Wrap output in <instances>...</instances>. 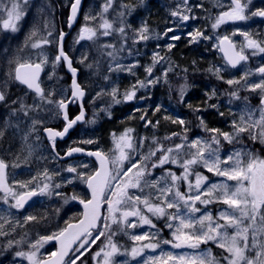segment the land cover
I'll return each mask as SVG.
<instances>
[{
    "label": "rangeland",
    "instance_id": "obj_1",
    "mask_svg": "<svg viewBox=\"0 0 264 264\" xmlns=\"http://www.w3.org/2000/svg\"><path fill=\"white\" fill-rule=\"evenodd\" d=\"M25 1L29 5L34 4L32 0ZM120 1L128 7L130 6L131 0ZM206 1L210 3L208 4ZM15 2L20 5L21 1L15 0ZM38 2L41 3L40 0ZM214 4H218L221 9L227 6V3L220 0H200L197 11L193 13L192 17L195 21L201 20L200 29L203 37L197 39V36H189L188 40L193 43L198 42L199 45L198 49L191 48L187 54L184 51L185 54L182 52H174L172 55L166 52L162 54L160 47L162 38H164L162 33L164 32L160 30L156 34V43L150 46V43L154 42L155 37L149 31L141 33L140 29L145 27V25L137 26V23L133 24L132 17H127L128 25H125V32L131 30V34L127 33L121 40L119 38L122 35H119V37L117 36V41L113 36H106L105 33L109 28L103 27L105 21L111 24V27L115 25V16L112 13L108 17H106V14L96 16L95 23L89 26L93 30L97 23L96 31L92 32L94 35L92 33L88 34L84 30L86 24H89L86 21V24L82 25L81 33L73 36L75 41L72 42L75 51L74 57L76 65L81 68L80 82L88 90L87 100L94 124L101 125V121L112 117L117 106H124L123 110L125 112L128 111L126 114H122L124 117L121 115L116 123H113V127L110 130L100 131V135L108 137V148L113 149L109 153L113 170L119 167L126 171L132 163H136L138 167L146 166L144 180L141 181L143 192L139 189H130L129 195H139L142 199L147 196L151 203L161 204V206L165 207V215L156 216L149 213L143 205H139L141 214L147 216L151 220V224H142L139 217L130 216L128 217V224L135 223L136 227H129L128 224L111 225L110 231L115 233L111 236V239L120 249V252L111 258L112 264H145V262L147 264H160V260L167 259V254L169 253L174 257L203 255L205 256V264H209L207 259L209 253L214 258L215 264H228V259L231 258L226 248L219 246L220 243L227 244L230 241H222L219 238L217 240H209L207 243H201L195 249L187 245L180 248L173 246L176 242L173 232L180 227L179 219H172L173 216L182 217L187 221L189 218L198 220L203 216L210 215L212 217V225L215 226L216 223L221 225L227 223L221 218L220 214L222 212L228 214L234 212V209L225 204L222 198H219V190H217L216 196L207 204L202 203L205 196L201 195L200 200L194 201V206L199 211L192 212L190 211V205L175 197L177 188L186 196H194L198 192L206 191L212 184L227 183L231 188L235 186L236 182L228 180L226 177L217 176L214 172H209L202 161L188 166L187 180L180 179L173 182L169 173L183 177L185 174L184 161L191 159L197 148H204V158L211 160L212 157L209 154L208 145H211V150H217V154L222 161L236 152H240L245 161L247 160V156L244 155L246 153H252L264 159V142H262L264 137L261 136V133L264 132V122H261V112L264 111V105L260 101L257 102L255 97L252 100L249 97V95H260L262 97L263 94L259 89L252 91L249 88L250 85L259 83L261 79H258L256 74L249 73L248 64L247 67L233 70L222 63L220 57L216 60L214 48L216 49L217 47V35H212L210 29H212V22L215 21L213 20L214 16H218L221 10L215 14ZM41 6L42 4H39L36 10L40 12L42 10ZM6 9H11V6L9 7L8 5V0H0V17H2L0 19V32L15 33L18 28L17 24L16 31L4 27V21L8 19ZM131 10L133 9L131 8ZM183 11V9H180L177 12L182 15ZM45 23L47 24V21ZM179 24L178 20H174L173 27ZM158 27H161V25L159 24ZM245 32L247 30L242 29L240 24L233 28L235 36H238V34L242 35ZM190 33L195 34L193 30ZM142 34L146 35L148 39H140ZM174 36L181 38L183 35L175 34ZM127 37L133 40L130 41L129 45L124 43ZM203 42H210V44L202 46ZM101 50H104L105 53ZM119 52H122L124 56L120 55ZM9 56L12 55L9 54ZM15 56L20 59V53H16ZM260 62H264V59H261ZM7 66H10V63L7 62ZM149 68H151V76L147 71ZM96 69L101 70V72H94ZM7 70H9V67ZM65 73L67 76L62 68L60 73L62 96H65L68 91L70 92V76L67 72ZM123 74L129 75L130 79L128 76L122 77ZM246 74L248 75L246 76ZM186 75H191V77H188L190 82L181 89L175 83L174 78ZM165 79H168L166 84ZM228 80H239L240 83L230 85L227 83ZM126 92H135L133 99L126 100ZM233 92L236 93V96L231 94ZM247 92L249 95H247ZM172 94H176V98ZM141 99H143V102L140 103ZM192 109L193 111H190ZM180 120H183L184 123L180 124L178 122ZM237 127L248 128V131L237 134ZM210 129H219L220 132L213 133L209 131ZM222 132H227L231 135V142L220 135ZM249 135L253 142H259L257 143L259 149L252 147L251 144L253 142L249 143ZM213 137L219 139V145L213 142ZM125 140L132 144L131 149L124 147ZM193 141H199L200 143L193 147ZM176 145H182V147L177 149ZM23 148L25 150L21 152L23 161L29 162L33 160L34 154H31V150L28 149L26 144L23 145ZM120 148H124L130 159L118 165L114 161L119 156ZM169 148L173 149L171 153L166 151ZM12 150H15L14 146H12ZM153 151L155 152L154 156L144 159L149 157V153ZM17 152L19 151L17 150ZM163 155H168L169 160L163 165H158L159 158ZM173 160L176 162L173 163ZM153 164L158 166L153 168ZM223 167L224 165L222 164L221 168ZM69 168H64V171L70 172L68 171ZM135 171L137 169H133V173ZM197 174L202 177H208L207 181H202L199 190L195 187ZM131 175L132 173H129V176ZM157 181L158 184L155 186H148ZM173 183H175V187H173ZM45 185L49 187V182L42 184V188ZM189 185L192 186L191 191L189 190ZM165 187H172V192L168 193L166 197L162 196L157 190ZM35 197L36 195L32 196L24 204V207ZM165 199L169 203H178V207L167 208L166 204L163 203ZM42 202L36 203L29 211H25L28 207L12 211V207L7 202L5 206H0V254L4 251L9 252L7 262L4 264H32L26 256H17V252H14L13 248L8 249L12 242H18V239L27 237L29 242L36 244L41 237H48L57 232L54 224L51 221L47 222V220L37 235L29 232L26 224L30 220L27 217L34 216L39 222L48 217V212L42 210L46 208L43 197ZM125 210H131V205L121 208V211ZM260 215H264V209H261L260 214L257 215L255 224L257 229L264 223L261 221ZM106 216H108L107 210L105 212ZM109 223H111L110 220ZM207 223L208 221H205V224ZM250 223V220L245 219L241 227H247ZM169 224L172 227H168ZM201 227L197 225V229ZM99 230H104L105 236H101L95 243L90 242L88 244L90 253L82 260L81 264H105L104 252L110 251V248L106 247L109 230L102 228ZM98 231L93 236L97 235ZM184 231L189 232L190 230L184 229ZM221 231H226L227 235L231 237L236 234L237 229L235 226L230 225ZM145 234L150 238H155L145 241H134L132 239L133 236ZM195 234L199 233L196 232ZM253 236V230L249 228L247 233L249 247L245 250V255L248 258H254L259 250L258 247L252 246ZM255 240L258 244L264 243V234L255 233ZM164 241H172L173 243H163ZM51 242L52 240L43 242V246L38 245L37 249H33L32 245L24 247L25 249L21 252L36 251V259L42 260V254L47 252ZM147 243H159V246L154 249L144 248L135 257L131 255L133 247H141ZM238 243L239 246H243L242 240H239ZM101 249H104V251L102 252ZM97 252L101 254L96 256ZM150 258L159 259L153 261ZM167 262L178 264V261L173 260H168Z\"/></svg>",
    "mask_w": 264,
    "mask_h": 264
},
{
    "label": "flooded vegetation",
    "instance_id": "obj_2",
    "mask_svg": "<svg viewBox=\"0 0 264 264\" xmlns=\"http://www.w3.org/2000/svg\"><path fill=\"white\" fill-rule=\"evenodd\" d=\"M20 1V10L23 14L18 21H15L18 26L17 32H0V91L5 92V100L0 101V132L3 133V135H0V160H3L7 165L5 168L6 183L13 190V194H8L0 188V206H5L7 202L12 207V211L22 210L26 207L28 208L25 211H29L36 203H43V197L46 208L42 210L48 212V217L42 219V223L38 219L28 221L26 225L29 232L37 235L47 220V222L51 221L56 227L57 232L55 233H59L67 223H75L81 219L83 204L80 203V200L90 198V192L87 184L81 179V174L87 176L94 173L98 169V164L88 152L99 151L103 153L110 161V169L113 170L109 156L113 149L108 148V137L100 135L101 130H108L107 127H104L110 117L101 121V125L94 124L87 100V90L82 106L77 97L70 98L69 91L65 96L61 94L60 73L64 62L62 58L60 61L55 60V57L60 53L61 34L69 32L64 48L76 63L74 45H72L73 36L81 33L82 25L86 21L89 23H85L86 28L90 29L89 26L95 23L96 16L106 14V17H108L112 13L115 16V25L107 29L106 36H113L117 41L119 35H122L119 38L121 40L127 33L131 34V30L125 32V25H128L127 17H132L133 24L147 26L149 33L155 37L150 46L156 43V34L160 30L164 32L162 33L164 38H162L160 47L162 54L164 52L171 55L174 52L187 54L191 48L198 49L199 45L198 42L193 43L188 38L191 30L195 33L197 30L201 32V20L195 21L192 17L193 13L197 11L200 0H131L129 7L123 2L121 3L120 0H82L80 16L72 28L68 26V21L70 7L75 0H40L41 3L38 0H32L34 1L33 5L27 4L25 0ZM220 1L227 3V6L221 9L218 4H214L215 14L221 10L220 15L233 7V0ZM13 2L14 0H8L9 7ZM241 2L243 3L244 0H241ZM206 3L209 4L210 2L206 1ZM39 4H42L40 12L36 10ZM258 8H264V0H251L248 11L245 13L249 16L247 20L226 21L213 28V24L219 17V15H215L210 33L214 36L217 35V47L214 48L216 60L220 57L222 63L233 70L247 67L248 64L249 73H254L258 79H262L264 74L258 73L257 69L264 67V62H260L261 59H264V52L247 47L249 38L261 42L264 46V17L250 15L252 11ZM180 9L184 10L182 15L177 12ZM174 12L179 15L174 16ZM185 15L189 17L188 20H183L182 17ZM174 20H178L180 24L173 27ZM159 24L161 27H158ZM238 24L242 29L247 30L249 37L233 34V28L237 27ZM120 28H123L124 31H119ZM96 29L97 23L94 29L91 32L87 31V33H92ZM169 29L172 31H169ZM33 32H35V35H32ZM175 34H182L183 36L179 39H172ZM225 36L228 37V41L222 43L221 41ZM201 37L203 36H197V39ZM44 40H48L49 43H42ZM130 41L133 40L127 37L124 43L129 45ZM32 44H39L40 46L33 48ZM205 44L209 45L210 42H203L201 45ZM230 44L234 47H230ZM169 45H172V47L169 48ZM101 51L105 53L104 50ZM16 53H20V59L16 58ZM9 54L12 56H9ZM119 54L123 55L122 52H119ZM238 54L246 56L247 59L233 65L229 62V55L235 56ZM17 60L20 63L41 64L42 70L38 83L43 90V98L34 89H30L27 85L9 77L8 73L15 67ZM7 62L12 63L7 66ZM8 67L9 70H7ZM151 74L152 72L149 75L151 76ZM5 82H7L6 86ZM166 83H168V79H165ZM82 86L84 87L83 84ZM247 95H249L248 92ZM249 97L251 100L255 97L257 102H261L262 98L260 95H249ZM61 100L66 105L65 113L63 108L59 106ZM139 102H143V99ZM82 107L85 110V117L82 122L73 124L62 137L49 138V133L45 129H52L53 132H63L68 123L75 119ZM118 107H116L117 110ZM122 111L123 109L119 110L118 114ZM190 111H193V109ZM65 114L67 119H65ZM178 115L180 117L179 113ZM122 117L124 116L122 115ZM117 119L119 117L116 118V121ZM251 139L249 135V143L253 142ZM257 143L259 142H253L252 147L259 149ZM25 144L31 150V154H34L33 160L30 159L29 162L23 161L21 153L25 151L23 148ZM12 146L15 150H12ZM71 149H80L81 151L71 152V155H68ZM66 167L75 168L76 172H66L64 171ZM48 182L47 191L40 194L42 184ZM21 184H27V188L21 187ZM33 190L38 193L36 197L26 207L17 208L15 206L16 197L25 191ZM73 195L77 196L78 199H70ZM107 207V204L104 203V213L100 221L101 226ZM98 230L93 231V235ZM31 245L33 243L29 242L27 237H22L18 239V242H12L8 249L13 248L14 252H21L25 249L24 247ZM49 246L47 252H43V257L50 256L51 253L56 251L57 244L54 240ZM81 251L83 255L76 260L77 264H81L82 260L90 253L88 245ZM8 255L9 252L4 251L1 264L7 262ZM69 256L75 258L73 253H69Z\"/></svg>",
    "mask_w": 264,
    "mask_h": 264
},
{
    "label": "snow or ice",
    "instance_id": "obj_3",
    "mask_svg": "<svg viewBox=\"0 0 264 264\" xmlns=\"http://www.w3.org/2000/svg\"><path fill=\"white\" fill-rule=\"evenodd\" d=\"M81 0H75L72 5V19L75 18L77 13V7L80 4ZM251 0H244L242 3L241 0H233V7L229 11L222 12L219 17H217L215 24H213V28L218 27L220 24L225 23L226 21H237V20H247L249 18L246 15V11H248V5ZM110 6V5H109ZM107 10V8H105ZM8 19L4 21V27L10 28L12 31H16V23L21 18L22 12L20 10L19 3L14 2L11 5V9H6ZM173 15H179L178 13H173ZM251 16H259L264 17V8H258L255 11L250 13ZM183 20H188V16H183ZM103 27L110 28L111 24L105 21ZM85 31L91 32V29H84ZM119 31L123 32L124 29L120 28ZM147 27H143L140 29L141 33L147 32ZM169 31H172L169 29ZM94 35V33H92ZM107 34V33H105ZM167 34V33H166ZM35 35V32L32 33ZM190 35L203 36V33L197 32L195 34L190 33ZM245 37H249V33H242ZM140 39H148L146 35H141ZM172 39H179L177 36H173ZM224 41H228V37L225 36L222 39V43ZM42 43H49L48 40L42 41ZM39 44H32L33 48L39 47ZM172 45H169L171 48ZM230 47H234V45L230 44ZM247 47L252 49H258L260 52H264V46H262L261 42L249 38L247 41ZM223 51V49H221ZM67 60L66 54L63 52L61 47L59 55L55 57L56 61H60L61 58ZM247 57L238 54L235 56H229V62L233 65L239 63L242 60H246ZM12 62H10L11 64ZM68 66L71 68V61H68ZM41 64H31V63H20L18 60L15 62V67L9 71V77L13 78L20 83L27 85L28 88L34 89L37 94L43 98V90L41 89L38 81L39 74L41 72ZM75 69H72L73 74H75ZM151 73V68L147 70ZM258 73L264 74V67H260L257 69ZM248 74H246L247 76ZM245 79V78H242ZM228 84H239V80H228ZM7 82H5L6 86ZM250 90L255 91L259 89L262 94H264V77L260 80L259 83H255L249 86ZM73 97H83L84 92L80 89V86L76 84L75 80H73ZM135 92H126L125 99L131 100L133 99ZM233 96H236V93H232ZM5 100V92L0 91V101ZM261 104L264 105V95L261 98ZM59 106L61 108H66V105L63 100L59 102ZM83 112L81 115L76 117V120L82 119ZM65 119L67 116L65 114ZM243 119V117H242ZM76 120L70 121L68 125L64 128L63 132H53L52 129H45L46 132L49 133V138L54 139L56 136L62 137L65 133H67L68 129L76 122ZM180 124H183L184 121H178ZM261 122H264V111L261 112ZM256 126V125H253ZM130 131V130H129ZM209 131L213 133L220 132L219 129H210ZM248 131V128L245 127H237V134ZM0 135H3L0 132ZM220 135L225 139L231 142V135L227 132H222ZM261 136L264 137V132L261 133ZM255 138V137H253ZM122 139H124L122 137ZM213 142L219 145V139L215 137L212 138ZM264 142V139H262ZM91 143V141H89ZM200 142L193 141L192 146L196 147ZM124 147L131 149L132 144L125 140ZM182 145H176V148H181ZM210 150L209 154L212 159L208 160L204 158V148H197V151L193 154L191 159L184 161V170L185 174L183 177L176 176L175 174L169 173L171 180L176 182L180 179L187 180L188 178V166L196 164L198 162H203L204 166L208 169L209 172H214L217 176L226 177L228 180L235 181V186L231 187L227 184H212L207 188L204 192H198L196 195H185L181 193L177 188L175 192V197L178 200H183L185 204L190 205V211L197 212L198 208H195L194 201H198L201 199V195L205 196V199L202 203L207 204L211 201L212 198L216 196L217 190H219V198L223 199V202L230 206V208L234 209L232 214L221 213V218L224 219L227 223L225 225H221L216 223L215 226L212 225V217L210 215H206L201 217L198 220H193L189 218L187 221L182 217L173 216L172 219H179L180 227L173 232V236L175 238L174 247L180 248L187 245L190 248H198L201 243H207L209 240H217L218 238L222 241H230V243H220L221 248H226V251L230 254V259H228V264H264V243L258 244L255 240V233L259 232L264 234V223L260 226L259 229L255 228L257 215L260 214L261 209H264V159H261L255 156L252 153H246L244 155L247 156V160L245 161L240 152H236L233 155H229L226 160H221L219 155L217 154V150H211V145L207 146ZM162 150V149H160ZM81 151L80 149H71L68 155H71V152ZM167 153H171L173 149L169 148L166 150ZM90 155L97 156L100 159V169L95 171L94 173L85 176L81 174V179L87 184V187L91 190V198L88 200H80V203L84 206V212L82 214V218L78 223H67L66 226L59 231V233H54L48 237H41L40 240L36 242V244L32 245L33 249H37V246H43V242H47L49 240H57L60 243V248L50 254V256L44 260L36 259V251L32 252H17V256H26L32 264H76V260L80 259V256L83 255L81 249H85L86 245L90 242L95 243L100 239L101 236H105L104 230H99L98 234L93 236V231L98 229H107L109 230V235L107 236V245L106 247L110 248V251L104 252V262L105 264H112L111 258L114 257L117 253L120 252L119 247L112 241L111 236L115 233H112L111 225L112 224H128V217H139L140 223L142 224H151V220L141 214V210L139 205H143L144 208L147 209L149 213H152L156 216H164L165 215V207L161 206V204H153L150 202L149 198L145 196L143 199L139 195H129L130 189H139L143 192V188L141 187V181L144 180L145 176V167H138L136 163H132L131 166L124 171L123 169L117 167L114 170L109 169L108 160L101 152L90 153ZM155 152H150L149 157H145L144 159H149L151 156H154ZM129 156L125 153L124 148H120L119 156L116 157L114 163L123 164L125 160H129ZM169 160L168 155H163L159 158L158 165H163ZM173 163L176 161L173 160ZM231 162V163H230ZM224 165L221 168V165ZM157 164H153L152 167L155 168L158 166ZM7 165L3 160H0V188L4 190V192L8 194H13V190L7 186L6 183V175L5 168ZM133 169H137L133 173ZM68 171L76 172L75 168H69ZM129 173H132L129 176ZM127 177V179H125ZM163 179V178H161ZM208 177L201 176L200 174L196 175V183L195 187L197 190L201 188L202 181H207ZM115 181V182H114ZM147 185V182L145 181ZM158 184L157 182H153L152 185L155 186ZM21 187L27 188V184H21ZM173 187H175V183H173ZM191 185H189V190L191 191ZM48 189V185H45L40 189V194H43ZM162 196H167L168 193L172 192V187L158 188L157 189ZM36 191H25L19 194L16 197V207L22 208L24 204L30 199L32 196L37 195ZM72 200L78 199L77 196L73 195L70 197ZM107 204L108 216L103 218V225L101 226V213L100 209L102 204ZM166 204L167 208L178 207V203H169L165 199L163 201ZM131 205V210L121 211V208ZM119 214V215H118ZM28 220H35L36 217L29 216ZM247 219L250 220L251 223L247 227H241L243 221ZM260 219L264 222V215H260ZM109 220L111 223H109ZM205 221H208L205 224ZM197 225L202 226L197 229ZM235 226L237 231L235 235L229 237L226 231H221L222 229H226L228 226ZM129 227H136L135 223L128 224ZM168 227H172L171 224ZM249 228H252L254 236H253V247H258L259 250L256 252L254 258H248L245 255V250L249 247L248 245V237L247 233ZM184 229H189V232L184 231ZM206 229V230H205ZM198 232L199 234H195ZM179 233V234H178ZM155 237H149L147 234L145 235H136L133 236L132 239L134 241H145L149 239H154ZM243 241V246H239L238 241ZM79 242V243H77ZM163 243H173L172 241H164ZM11 246V245H9ZM75 246V247H74ZM159 243H147L143 244L141 247H133L131 249V255L137 256L139 255L144 248H157ZM103 252L104 249H101ZM69 253H73L75 258L69 256ZM79 255H76V254ZM101 253L97 252L95 255L99 256ZM68 258L67 260L65 258ZM159 258H150V260L156 261ZM209 260V264H215L214 258L211 257L209 253L207 256ZM168 260L178 261V264H205V256L197 255L192 257L179 256L174 257L170 253L167 254V259L160 260V264H167ZM147 264V262H145Z\"/></svg>",
    "mask_w": 264,
    "mask_h": 264
},
{
    "label": "water",
    "instance_id": "obj_4",
    "mask_svg": "<svg viewBox=\"0 0 264 264\" xmlns=\"http://www.w3.org/2000/svg\"><path fill=\"white\" fill-rule=\"evenodd\" d=\"M81 2H82V0H81ZM80 2V4L78 5V7H77V13H76V16H75V18L74 19H72V5L74 4H72L71 5V7H70V16H69V21H68V26L70 27V28H72L74 25H75V23L78 21V18H79V16H80V12H81V7H82V3ZM67 34L68 33H65L61 38H60V49H61V47H62V49H63V52L66 54V56H67V60H65L63 57H62V59H63V61H64V63H65V70H66V72L69 74V76H70V85H71V94H70V98H74L73 96H72V92H73V80H75V82H76V84H78L79 86H80V89L84 92V95H83V97H77L79 100H80V104H81V106H82V101H83V99L85 98V96H86V90L82 87V85H81V83L79 82V75H80V69L75 65V63H74V60H73V58L69 55V53L65 50V48H64V45H65V38H66V36H67ZM231 53V52H230ZM230 56V55H229ZM71 61V68H69V66H68V61ZM72 69H75L76 71H75V74H73V72H72ZM40 75H41V72H40V74H39V77H40ZM39 79V78H38ZM38 82V81H37ZM65 110H66V108H63V111H64V113H65ZM81 112H83V117H82V119H79V120H76V117H78V116H80L81 115ZM76 117H75V119L74 120H76V122L75 123H79V122H82V120L84 119V117H85V110L83 109V107H82V109H81V111L76 115ZM74 123V124H75ZM96 152H99V151H89L88 152V154H90V153H96ZM94 159H95V161L97 162V164H98V169L97 170H99L100 169V159L97 157V156H94V155H91ZM105 156V155H104ZM106 158H107V156H105ZM107 160H108V158H107ZM108 167H109V169H110V165H109V160H108ZM88 188V187H87ZM88 190H89V192H90V198H91V190L88 188ZM89 198V199H90ZM103 206H104V204H102V207H101V209H100V213H101V217L103 216ZM83 212H84V206H83ZM82 218V217H81ZM79 222V221H78ZM78 222H75V223H78ZM55 242H56V244H57V247H56V251L60 248V243H59V241H57V240H55ZM78 243V242H77ZM75 247V246H74ZM55 251V252H56ZM49 256H47V257H45V258H43L42 260H44V259H46V258H48ZM67 258V257H66ZM65 258V259H66ZM167 264H170V263H168L167 262Z\"/></svg>",
    "mask_w": 264,
    "mask_h": 264
},
{
    "label": "trees",
    "instance_id": "obj_5",
    "mask_svg": "<svg viewBox=\"0 0 264 264\" xmlns=\"http://www.w3.org/2000/svg\"><path fill=\"white\" fill-rule=\"evenodd\" d=\"M189 64V63H188ZM63 71H64V74L67 76V74L65 73L66 71H65V68H64V65H63ZM94 72H96V73H99V72H101V70H99V69H96ZM124 76H128V78H129V75H127V74H123V76L122 77H124ZM188 77H191V75H186V76H179V77H175L174 78V81H175V83L177 84V86L178 87H180L181 89L185 86V85H187L189 82H190V79L188 78ZM127 79V78H126ZM130 79V78H129ZM173 95V94H172ZM176 95V94H175ZM175 95H173V97L174 98H176V96ZM122 109H124V106H119L118 107V110L116 109L113 113V116L112 117H110L108 120V123H107V125L104 127V128H108V130H110L112 127H113V123L116 121V118L117 117H121V115L122 114H126L128 111H126L125 112V110H123L120 114H118V112H119V110H122ZM3 253L4 252H2L1 254H0V262H1V260H2V258H3Z\"/></svg>",
    "mask_w": 264,
    "mask_h": 264
},
{
    "label": "bare ground",
    "instance_id": "obj_6",
    "mask_svg": "<svg viewBox=\"0 0 264 264\" xmlns=\"http://www.w3.org/2000/svg\"><path fill=\"white\" fill-rule=\"evenodd\" d=\"M65 33H68V34H69V32H63V33L61 34V37H62ZM68 34H67V36H68ZM67 36H66V38H67ZM66 38H65V41H66ZM231 94H232V93H231Z\"/></svg>",
    "mask_w": 264,
    "mask_h": 264
}]
</instances>
